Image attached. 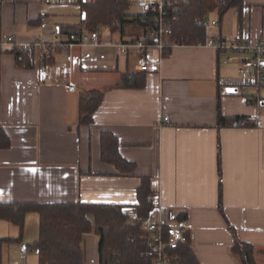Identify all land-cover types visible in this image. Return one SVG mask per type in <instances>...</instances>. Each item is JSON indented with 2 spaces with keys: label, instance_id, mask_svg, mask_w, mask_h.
Masks as SVG:
<instances>
[{
  "label": "crops",
  "instance_id": "crops-1",
  "mask_svg": "<svg viewBox=\"0 0 264 264\" xmlns=\"http://www.w3.org/2000/svg\"><path fill=\"white\" fill-rule=\"evenodd\" d=\"M83 2L0 0V126L10 138L0 147V202L119 203L130 206L127 223L133 224L136 189L149 176L157 193L145 224L162 220L189 230L201 264H243L232 251V226L264 264V103L250 100L256 88L240 71L242 57L227 59L228 52L213 46L185 43L139 51L133 43L143 28L129 0L131 22L99 24L97 44H57L45 66L17 64L5 36L46 45L55 30L62 40L74 29L90 30ZM220 10L205 15L219 19L211 33L240 30L264 39V0H243L241 18L233 7L222 16ZM31 50L38 56L44 46ZM141 53L150 60L146 70L139 67ZM135 71L145 73L144 86H123L122 74ZM91 89L103 98L93 121L81 124L80 94ZM236 116L250 120L236 125ZM103 130L116 135L121 156L135 164L131 172L103 160ZM38 226L36 211L26 214L22 234L0 218V264H39L32 245ZM99 239L94 230L85 233L86 264H99Z\"/></svg>",
  "mask_w": 264,
  "mask_h": 264
},
{
  "label": "trees",
  "instance_id": "trees-1",
  "mask_svg": "<svg viewBox=\"0 0 264 264\" xmlns=\"http://www.w3.org/2000/svg\"><path fill=\"white\" fill-rule=\"evenodd\" d=\"M243 0H226L219 7L222 16L230 7L237 10L239 18L242 13ZM129 0H84L82 6L86 13L85 22L90 30H96L99 24L123 26L131 22L126 10ZM214 0H193L184 5L179 12V19L173 26L171 38L181 44H197L204 42L205 30L195 21L202 18L214 8ZM78 30L74 29L73 31ZM168 48V47H166ZM165 48V49H166ZM18 53V52H16ZM26 66H30L28 53L23 52ZM123 86L142 87L145 84V73L125 72L122 74ZM103 92L91 89L80 94L79 122L89 124L93 121L94 112L100 105ZM248 116H236L239 118ZM219 123H226L221 111L218 114ZM230 121V120H229ZM10 138L0 126V147H7ZM102 158L113 162L123 172H131L135 164L124 159L118 146L116 135L110 131L101 132ZM220 151L218 152L219 173L221 169ZM220 175V174H219ZM219 207L222 206V182L219 181ZM157 190L153 188L151 177L142 176L136 189L135 206L137 220L128 224L129 207L125 204L107 202H0V218L10 220L20 227L23 233L25 217L29 211L39 213L38 237L32 242L38 253L39 264H86L83 245L85 233L94 230L99 234V264H154L153 257L148 254L151 242L150 233L144 226L145 219L155 208ZM183 220L185 214L179 215ZM232 251L237 253L243 264H258L255 259V247L252 243L240 240L235 229ZM185 240L168 250V264H201L192 247L189 230H184ZM264 253V248L262 249Z\"/></svg>",
  "mask_w": 264,
  "mask_h": 264
},
{
  "label": "built area",
  "instance_id": "built-area-1",
  "mask_svg": "<svg viewBox=\"0 0 264 264\" xmlns=\"http://www.w3.org/2000/svg\"><path fill=\"white\" fill-rule=\"evenodd\" d=\"M49 1V0H46ZM193 0H132L133 4L140 7L135 13L137 20L142 26V36L138 38L135 44L139 51H143L149 46L157 47L162 51L165 47L181 44L172 39L173 26L179 19L180 9ZM226 0H214L215 7H221ZM205 30L204 42L198 41V45H210L219 50L228 52L227 59H232L234 55H239L241 58L240 71L247 74L256 88V93L250 100L262 104L264 96L261 91H264V39H252L247 33L237 31L231 35H223L221 33H211L212 29L219 25L216 18L203 16L195 21ZM42 27L47 26V21L42 20ZM53 41L49 44H43L41 41L35 44H21L16 42L13 34L5 36V42L11 44V49L15 54L17 64L26 67V62L23 52L28 53L30 66H34L36 61L40 66H45L46 60L51 57L56 49L55 45H87L97 44L99 40L98 30H75L66 34V37H60L58 31L53 32ZM34 46H44V50L38 56L31 50ZM18 52V53H16ZM68 59L71 58L69 53ZM150 60L141 53L139 56V67L141 70H146L149 67ZM68 88L75 89L74 82H69ZM165 120L168 118L165 117ZM253 121L256 122L254 119ZM249 120L247 118H239L234 124L245 126ZM150 233L151 242L149 245L148 254L153 257L154 264H168V250L177 247L180 242L185 240L184 228L176 226L167 221H153L147 226ZM28 244L22 242L20 248L26 250Z\"/></svg>",
  "mask_w": 264,
  "mask_h": 264
},
{
  "label": "rangeland",
  "instance_id": "rangeland-1",
  "mask_svg": "<svg viewBox=\"0 0 264 264\" xmlns=\"http://www.w3.org/2000/svg\"><path fill=\"white\" fill-rule=\"evenodd\" d=\"M140 9V7H138V6H136L135 4L134 5H132V7H131V10H139ZM212 14V13H211ZM210 14V15H211ZM213 18H216L218 21H219V19H218V17H214V15L212 16ZM150 222V221H149ZM144 226L147 228V226H148V224H145L144 223ZM38 229H39V226H38Z\"/></svg>",
  "mask_w": 264,
  "mask_h": 264
},
{
  "label": "water",
  "instance_id": "water-1",
  "mask_svg": "<svg viewBox=\"0 0 264 264\" xmlns=\"http://www.w3.org/2000/svg\"><path fill=\"white\" fill-rule=\"evenodd\" d=\"M227 89H228L229 91H236V90H237V87H235V86H230V87H228ZM262 103H264V101H263Z\"/></svg>",
  "mask_w": 264,
  "mask_h": 264
}]
</instances>
